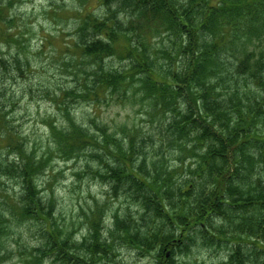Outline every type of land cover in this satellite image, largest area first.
Here are the masks:
<instances>
[{
    "label": "trees",
    "instance_id": "obj_1",
    "mask_svg": "<svg viewBox=\"0 0 264 264\" xmlns=\"http://www.w3.org/2000/svg\"><path fill=\"white\" fill-rule=\"evenodd\" d=\"M100 2V11L78 21L75 44L67 48L81 63L66 64L75 70L71 87L55 96L62 117L48 125V155H87L90 177L108 184L114 197L132 199L137 215L117 214L104 237L103 209L96 208L81 247L53 221L56 195L38 183L48 159L13 127L15 99L4 91L6 79L24 77L33 60L25 44H15L12 5L0 4V184L17 190L10 195L0 186V264L24 222L40 228V243L17 248L22 264L71 260L75 249L77 264H95L120 240L159 247L162 264H176L197 245L225 247L227 264H264V0ZM11 44L18 51L7 59L2 47ZM86 101L94 111L102 104L139 105L156 122L158 151L150 158L139 152V129L123 125L119 132L80 119L75 109ZM160 142L173 151L175 165L160 160Z\"/></svg>",
    "mask_w": 264,
    "mask_h": 264
},
{
    "label": "rangeland",
    "instance_id": "obj_2",
    "mask_svg": "<svg viewBox=\"0 0 264 264\" xmlns=\"http://www.w3.org/2000/svg\"><path fill=\"white\" fill-rule=\"evenodd\" d=\"M100 1L0 0V4L6 7L12 5L11 10L7 8V12H11V16L12 12H15L14 20L17 27L11 30L13 34L19 31L15 44H25V52L33 60L31 72L26 71L24 77L16 75L15 78H8L5 81L6 90L4 91L7 97L13 96L15 99L9 119L13 127L24 135L29 147L35 149L39 156L46 155L45 158L48 159L49 164L39 178L40 189L44 191V194L54 190L57 205L53 221L71 235L70 242L72 246L76 244L77 247H81L80 243L84 237L89 236V216L96 208L97 213L99 209H103L101 215L104 237H109V231L115 228L114 216L117 214L122 216L127 209L134 215H137L138 211L137 206L131 205L132 199H127L125 196L114 197L108 184L90 177L86 172V165L91 164L90 159L86 158L87 155L69 159L57 154L48 155L53 149L50 145L51 136L48 125L56 121L59 124L62 117L55 96L57 97L63 88L71 87L70 82L73 78L72 74L69 75V71H73L74 67H69L68 70L66 64L73 59V64L81 63L70 57V54L75 56L78 53H74L73 50L68 52L67 48L75 44L78 21L82 22L92 11L95 13L100 11ZM14 46L13 44L3 45L4 57L12 59L18 51ZM79 56L80 54L76 58ZM87 102L77 105L75 109L80 119L84 116L85 121L92 119L103 122L117 128L119 132L123 125L135 130L139 129L140 136L137 140L138 147L141 148L139 152L142 151L150 158L158 151L156 140L154 141V135L157 134L156 122L152 123L150 115L141 110L139 105L133 107L116 103L109 106L102 104L94 111L92 104ZM119 136L122 135L119 134ZM140 138H143L142 146ZM158 147L160 160L165 156L170 165H175V156L168 145L161 148L160 142ZM0 186L8 187L10 195L17 191L12 190L11 182H3ZM36 228L40 229L36 225L29 226L27 222L14 228L9 241L12 252L1 264H22L17 248L19 246L21 248L38 247L40 235ZM154 248L148 250L142 245H131L125 240H120L112 242L109 248L111 252H102L93 257L96 260L95 264H162L163 257L158 252L160 248ZM191 248L188 254L176 257V264H227L228 252L225 247L218 249L197 245ZM75 250L69 251L71 260L66 258L59 260L55 256H49L43 260L42 264H77L73 259L80 255L76 254Z\"/></svg>",
    "mask_w": 264,
    "mask_h": 264
}]
</instances>
